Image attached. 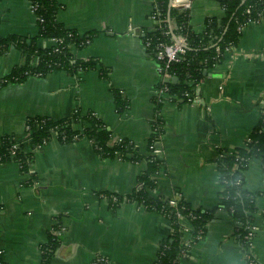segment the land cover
Wrapping results in <instances>:
<instances>
[{"label": "crops", "instance_id": "1", "mask_svg": "<svg viewBox=\"0 0 264 264\" xmlns=\"http://www.w3.org/2000/svg\"><path fill=\"white\" fill-rule=\"evenodd\" d=\"M57 1V17L65 26L80 33L97 31L90 43L75 50L76 56L95 57L109 71L103 74L99 66L72 74L57 68L4 83L25 62L22 50L12 46L0 54V137H26L31 116L60 119L79 109L93 111L109 126L110 143L129 137L149 154L147 143L159 113L163 133L154 151L164 166L155 175L152 192L164 198L181 195L195 208L215 207L223 187L218 147L245 145L262 115L264 21L247 23L223 61L207 70L196 89L198 101L166 99L158 108L155 97L162 74L143 38L154 24V0ZM188 9L197 30L205 27L206 19L224 15L219 0H190ZM38 32L31 0H0L1 35L31 37ZM38 42L52 44L42 38ZM113 86L130 98L123 112L116 107ZM26 148L33 151L28 171L14 158L0 161V264H42V245L57 220L63 233L51 264H96L99 255L108 258L104 264H154L163 239L173 230L169 217L133 201L111 207L103 195L130 193L147 168L146 158L102 156L86 136L62 141L53 135L40 149L28 143ZM244 175L249 191H264L261 159L253 158ZM256 199L253 247L264 264V192ZM180 222L191 230L188 217ZM234 226L228 210H216L204 235L178 264H244Z\"/></svg>", "mask_w": 264, "mask_h": 264}, {"label": "trees", "instance_id": "2", "mask_svg": "<svg viewBox=\"0 0 264 264\" xmlns=\"http://www.w3.org/2000/svg\"><path fill=\"white\" fill-rule=\"evenodd\" d=\"M33 2L37 4L35 13L39 17L37 35L27 37L17 34H0V54L16 46L22 50L25 57V62L16 66L3 78L2 82L22 81L30 75H42L57 68H64L76 74L79 70L101 66L100 61L95 57L79 58L75 54L76 49L88 44L86 39L91 40L97 33L96 30L80 33L75 28L65 26L57 17L60 7L57 0H33ZM219 2L224 8V15L220 18L214 16L206 19L205 27L197 30L189 21V9L181 10L173 7L170 5V0H154L161 17L170 18L174 32L186 35L188 40L189 46L179 60L163 64L164 68H168L173 73V76H177L175 81L170 79L166 85L174 94L173 100L179 104L189 101L187 91L195 94L198 85L205 78L206 71L223 61L228 53L226 47L235 46L238 43L243 32L240 23L247 21L250 16H264V0H219ZM247 7H250L251 12L246 11ZM40 18L43 20L41 21ZM169 27V23L164 22L162 27L148 29L143 38L153 36V38L164 37L170 40L172 35H163V29ZM55 36L63 37L64 47L61 51H56L53 45L43 46L38 42L39 38L49 40ZM217 44L220 45L219 49H217ZM150 53L153 55L151 51ZM34 57L39 58L36 65L33 62ZM100 70L103 74L109 71L104 65ZM112 89L116 107L119 112H123L130 106V98L123 89L114 86ZM155 101L157 107L160 108L162 101L157 96ZM261 103L264 105V96ZM162 119L159 117L153 121V128L147 143L150 153L144 154L135 141L129 137H122L121 140L110 143L111 129L93 111L82 112L77 109L72 115L60 119L47 115H34L27 119L29 127L26 137L17 138L14 134H5L0 137V161L14 158L21 163L24 171H28L33 159V151L27 150V143L32 149H40L54 134L62 141H74L86 136L91 139L95 149L102 156H113L120 159L129 157L135 161L146 158L147 168L139 176L136 187L130 193L117 195L121 199L129 197L132 200H138L145 209L159 210L169 217L173 230L168 237L163 239L160 255L154 264H178L179 262V252L184 247L185 241L183 240L184 226L180 222L178 211L191 220L192 238L196 239L201 230H203L201 236L204 235L207 223L218 209L228 210L235 219L234 234L243 250L244 264H261L252 245L255 228L251 226L254 223V213L258 210L256 198L264 191L262 189L256 192L249 191L244 185V171L255 157L261 159L264 165V113L245 145L233 149L218 147L217 162L223 187L220 191L219 203L208 209L193 207L181 195L173 197L176 198L177 205H172L170 203L172 198L157 196L152 192L157 181L154 175L164 166V159L154 151L157 142L162 137L160 135L163 133ZM75 123H79L81 127H75ZM158 124H161V127ZM16 143L18 147L12 155ZM152 151H154L153 154ZM110 193L113 192L108 194ZM120 202L110 203L111 207H115ZM60 244L61 239L49 230L48 241L42 245V264L52 263ZM250 260L254 262L250 263Z\"/></svg>", "mask_w": 264, "mask_h": 264}, {"label": "built area", "instance_id": "3", "mask_svg": "<svg viewBox=\"0 0 264 264\" xmlns=\"http://www.w3.org/2000/svg\"><path fill=\"white\" fill-rule=\"evenodd\" d=\"M189 2L190 0H171V6L173 7H177L181 10L183 9H188L189 7ZM31 3H32V8L35 12V9H36V5L33 0H31ZM246 11L248 12H251L250 11V7H247L246 8ZM251 14H249L250 16ZM38 17V16H37ZM152 19H153V27L150 28L151 30L156 28L157 26H160L162 27L163 23L164 22H168L169 23V28L167 29H163V35H172L171 36V39L170 40H167L165 39L164 37H157V38H153V36H147L145 37L144 39V42H145V45L147 47L148 50H150L153 55H155L156 59L158 60L159 62V70L162 74V82L160 84V86L157 88V94L156 96L159 98L160 101H164L166 99H170V100H173L174 99V94L170 92L168 86L166 85L167 84V79H171L173 77V73L171 71L168 70V68H164V63L166 64H169L173 61H177L180 59L181 55L183 53H185V51L187 50L188 48V40H187V36L184 35V34H177V37L175 38L174 35H173V32H174V29H173V25L170 21V18H167V17H161L159 11H158V8L157 6L154 4V9H153V12H152ZM39 19V17H38ZM40 20L42 21L43 18H40ZM261 21H264V16H259V17H248V20L247 21H243L240 23V26H241V29L243 31L245 25L247 23H250V22H253V23H258V22H261ZM52 44L54 46V49L56 51H61L62 48L64 47L63 45V37L61 36H55V37H52L51 39ZM90 39L87 38L86 39V42L90 43ZM220 48V45L217 44V49ZM234 48L233 45H228L226 47V51L227 52H230L232 49ZM33 62L35 63V65L39 62V58L38 57H34L33 59ZM39 74V73H38ZM187 94L189 96V101H198V98L195 94L187 91ZM264 113V105L262 104V114ZM161 117L160 114L158 113L157 118ZM159 125V124H158ZM29 127V124L27 123V128ZM157 127V125H156ZM159 127H161V124L159 125ZM55 135V134H54ZM160 135L162 136V133H160ZM122 138H120L119 140H121ZM16 147H18V144H14V148H13V152H12V155L15 154V149ZM156 175V174H155ZM154 175V176H155ZM103 195H106L109 199V203L111 204H114L116 202H119V201H133V202H136L137 204H139L138 200H132L131 198L129 197H124V198H120L119 195L115 194V193H103ZM170 203L172 205H177V200L176 198H172L170 200ZM110 204V205H111ZM139 206H142L141 204H139ZM178 215L179 217H184L186 215H184L183 213L179 212L178 211ZM187 217V216H186ZM252 228H256L255 224L252 223ZM52 231V233H54L56 236L60 237V235L63 233V225L57 220L56 221V224L53 225L50 229ZM183 232H184V237H183V240L185 241V245L184 247L180 250L179 252V256H178V260L182 257V256H185L189 253V250L191 248V246L194 244V242L199 239L201 237V232L203 233V230H201L197 236H196V239H193L192 238V234H191V230H187L183 227ZM252 232H250L251 234ZM252 245H253V242H252ZM162 244H161V248H160V251L162 249ZM166 246V244L164 245ZM42 252H43V249H42ZM160 254H158V257H159ZM157 257V259H158ZM177 260V261H178ZM108 261V258L104 255H99L95 258L94 262L96 264H104V263H107ZM254 260H250V263H253Z\"/></svg>", "mask_w": 264, "mask_h": 264}, {"label": "water", "instance_id": "4", "mask_svg": "<svg viewBox=\"0 0 264 264\" xmlns=\"http://www.w3.org/2000/svg\"><path fill=\"white\" fill-rule=\"evenodd\" d=\"M170 5H171V0H170ZM173 35H174L175 38L177 37L175 32H173ZM206 73H207V71H206ZM176 79H177L176 75L171 78L172 81H175ZM167 80H169V79H167Z\"/></svg>", "mask_w": 264, "mask_h": 264}]
</instances>
